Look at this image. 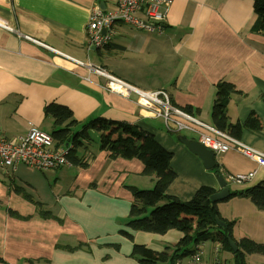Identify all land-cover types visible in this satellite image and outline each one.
<instances>
[{"label": "crops", "instance_id": "0c3cea01", "mask_svg": "<svg viewBox=\"0 0 264 264\" xmlns=\"http://www.w3.org/2000/svg\"><path fill=\"white\" fill-rule=\"evenodd\" d=\"M115 2L0 0V18L31 39L0 27V133L15 140L34 126L52 135L54 119L45 108L54 103L69 108L80 126L104 118L152 134L173 154L170 166L176 178L167 193L182 201L191 200L203 186L219 192V177L227 182L230 193L237 194L264 183V168L236 150L215 157L217 170L206 169L181 141L197 140L195 132L167 130L164 120L138 105L135 94L109 92L105 80L96 75L87 81V70L78 64L102 66L141 91H164L174 105L191 107L196 119L212 127L217 85L230 83L236 93L226 109L229 122L244 123L253 113L262 121L261 131L243 128L237 139L264 153V36L252 31L253 1L174 0L160 33L118 24L110 45L88 49L92 10L110 11ZM99 146L90 142L77 149L75 156L85 166L73 164L47 172L24 165L0 167L3 264H140L131 256L134 244L173 252L181 232L160 235L127 227L133 203L129 187L151 189L154 176L144 175L140 160L112 159ZM252 172L255 175L249 181H228L229 176ZM237 194L218 202L222 218L235 221L227 209L231 202L253 204ZM36 203L55 218L42 217ZM9 210L22 218L11 216Z\"/></svg>", "mask_w": 264, "mask_h": 264}, {"label": "trees", "instance_id": "16d2710c", "mask_svg": "<svg viewBox=\"0 0 264 264\" xmlns=\"http://www.w3.org/2000/svg\"><path fill=\"white\" fill-rule=\"evenodd\" d=\"M256 21L252 31L264 36V0H252ZM236 93L235 87L226 82L217 85V91L212 109L214 126L226 131L230 136L238 138L244 129L259 132L262 130V121L256 114H252L244 123L232 124L226 114L227 106ZM181 108V107H180ZM187 113L191 107L181 108ZM46 115L54 119L55 130L52 137L57 146L71 145L70 162L73 164L85 163L75 156L77 149H82L92 140V134H99V149L107 151L110 158L138 159L144 164V175L154 176L155 183L150 190L129 187L133 196V203L128 216L127 227L135 231H145L164 235L170 230H177L183 234L180 241L174 246L172 253L169 248L163 252H156L144 245L134 244L132 258L140 264H177L187 260L205 242L218 243L220 248L230 251L234 255L236 264H244L245 254H264V244L252 239L244 238L236 242L238 250L234 251L229 237L233 239L235 221H229L220 215L218 202L211 200L216 193L211 187L203 186L197 190L189 201H182L170 196L167 190L175 180L176 174L170 163L173 154L160 145L152 134L138 126L124 122L96 118L86 124L79 125L74 119L72 111L62 105L49 104L45 108ZM80 129L78 131L75 128ZM219 165L216 166L215 170ZM264 183L258 184L241 193H231L230 197L240 195L249 198L260 210H264ZM16 192L20 189L15 188ZM31 202L33 199L24 195ZM229 197V198H230ZM227 200V199H226ZM224 200V201H226ZM40 215L44 218H55L49 212H42L41 204L36 203ZM42 209V208H41ZM16 218H22L14 211H8ZM219 218L226 223L219 227L216 221ZM124 236H132L121 231ZM5 261L0 257V264Z\"/></svg>", "mask_w": 264, "mask_h": 264}, {"label": "built area", "instance_id": "2783aa9c", "mask_svg": "<svg viewBox=\"0 0 264 264\" xmlns=\"http://www.w3.org/2000/svg\"><path fill=\"white\" fill-rule=\"evenodd\" d=\"M174 0H116L115 8L104 11L100 8L92 10L87 25V47L88 49H104L110 45L116 37V26L124 24L136 30L147 33H160L162 24L165 23L169 9ZM0 27L15 33L19 37L31 40L20 31L10 28L6 21L0 18ZM35 42V41H34ZM78 64L84 67L90 75H96L106 80L105 89L109 92L129 97L130 94H137L140 105L145 107L149 104L153 108V115L156 118L164 119L169 130L180 131L189 130L195 132L199 137V142L205 147L218 152L226 153L236 150L247 158L255 161L264 168V153L253 147L243 144L238 139L229 134H222L209 128L196 120L194 116L186 113L175 106L163 92L149 93L134 88L129 83L116 77L102 66L93 63ZM163 98H160L162 97ZM166 109H163L162 106ZM164 114H161V109ZM175 116H179L175 118ZM177 119V120H175ZM186 121V122H183ZM212 130L214 135L200 129ZM69 146H56L51 134L46 133L36 127H30L27 134L17 137L15 140H8L0 133V166L2 168H12L18 163H25L27 166L39 171L47 172L62 167L70 166ZM255 172L246 175L229 176L228 181L242 183L249 181ZM250 178L249 180H247ZM203 252H197L187 259L184 264H202ZM182 264V262H177Z\"/></svg>", "mask_w": 264, "mask_h": 264}, {"label": "rangeland", "instance_id": "374dc122", "mask_svg": "<svg viewBox=\"0 0 264 264\" xmlns=\"http://www.w3.org/2000/svg\"><path fill=\"white\" fill-rule=\"evenodd\" d=\"M99 78H102V77H99ZM105 83H106V80H105ZM138 90H141V89H138ZM159 92H163L165 95H167L166 92L164 91H159ZM135 95L137 96V99H138V95L137 94ZM160 98H163V95ZM137 103L141 108L148 111L147 112L148 115L150 116L152 115L154 118H156V116L153 115V111H152L153 108L149 104L145 107L144 105H140L139 102ZM162 107L163 109H166L164 106ZM162 107L160 111H161V114L163 115L164 111H162ZM178 117L179 116H175V118H178ZM196 120L200 121L199 119H196ZM183 122H186V121H183ZM200 122L204 124L203 121H200ZM164 123L167 127L168 125L165 120H164ZM168 127H167V130H168ZM182 134L190 138L194 137V134L190 132L184 131L182 132ZM96 135L97 133L92 134V140H91L92 146L99 144V136H96ZM196 141H199V137ZM249 179L250 178H248L247 180ZM231 188L234 189V186H232ZM145 190H150V189H145ZM227 207H228L227 209H229V212L231 213L232 218H234L235 220V226L233 229V237H234L233 239H235V241L234 240L233 241L236 243L240 241L241 239L248 238V239L254 240L255 242L259 244H264V210L258 209L254 204H249V206L246 207L243 205L237 206L233 202H231L230 204H227ZM199 248L201 249L198 252H203L202 264H236L234 255L230 251L224 250L222 248L220 249V245L218 243L205 242ZM243 262L244 264H264V254H245Z\"/></svg>", "mask_w": 264, "mask_h": 264}, {"label": "water", "instance_id": "95a60500", "mask_svg": "<svg viewBox=\"0 0 264 264\" xmlns=\"http://www.w3.org/2000/svg\"><path fill=\"white\" fill-rule=\"evenodd\" d=\"M181 141L183 144L186 145V147L196 154L204 163V166L206 169H213L216 167L217 163L215 161V155L213 154L212 151L209 149L205 148L201 144H199L196 140L192 139H187V138H181ZM68 146V145H66ZM219 185L221 190L214 194L211 198L213 202H219V201H224L225 199L229 198L231 193H230V187L228 186L227 182L224 180L223 177H219ZM217 224L219 227H225L226 223L221 221L219 218H216ZM229 242L231 247L233 248L234 251L238 250V246L236 243L229 238Z\"/></svg>", "mask_w": 264, "mask_h": 264}, {"label": "bare ground", "instance_id": "6f19581e", "mask_svg": "<svg viewBox=\"0 0 264 264\" xmlns=\"http://www.w3.org/2000/svg\"><path fill=\"white\" fill-rule=\"evenodd\" d=\"M190 114V113H189ZM190 115H192V114H190ZM193 116V115H192ZM209 126V125H208ZM209 128H211V129H214V130H216V131H218V132H220V133H222V134H226V131H223V130H221V129H216L215 127H212V126H209ZM228 134V133H227ZM208 135H214V132L212 131V130H210L209 131V133H208ZM199 144H201L202 146H204L202 143H200L199 141H197ZM205 147V146H204ZM205 148H207V147H205ZM207 149H209V148H207ZM210 151H212L213 152V154L215 155V157L217 156V155H219V154H223V153H218V152H215V151H213V150H211V149H209ZM88 162L87 160H84L83 162ZM216 161V160H215ZM18 165H24V166H26V167H28V168H30V169H33V168H31V167H29V166H27L25 163H18V164H16L14 167H12L11 169H15ZM1 167V166H0ZM2 168V167H1ZM35 170V169H34ZM37 171V170H36ZM171 185V184H170ZM135 231V230H134ZM138 231V230H137ZM143 232H145V231H143Z\"/></svg>", "mask_w": 264, "mask_h": 264}, {"label": "flooded vegetation", "instance_id": "af4514ba", "mask_svg": "<svg viewBox=\"0 0 264 264\" xmlns=\"http://www.w3.org/2000/svg\"><path fill=\"white\" fill-rule=\"evenodd\" d=\"M176 106V105H175ZM178 107V106H177ZM180 108V107H179ZM181 109V108H180Z\"/></svg>", "mask_w": 264, "mask_h": 264}]
</instances>
